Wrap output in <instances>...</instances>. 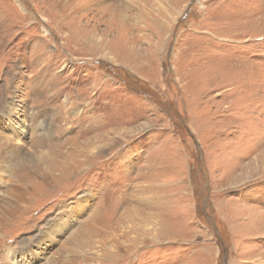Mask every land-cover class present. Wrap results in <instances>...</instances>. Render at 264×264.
Returning a JSON list of instances; mask_svg holds the SVG:
<instances>
[{
  "label": "rangeland",
  "instance_id": "1",
  "mask_svg": "<svg viewBox=\"0 0 264 264\" xmlns=\"http://www.w3.org/2000/svg\"><path fill=\"white\" fill-rule=\"evenodd\" d=\"M4 212L0 264H264V0H0Z\"/></svg>",
  "mask_w": 264,
  "mask_h": 264
},
{
  "label": "bare ground",
  "instance_id": "2",
  "mask_svg": "<svg viewBox=\"0 0 264 264\" xmlns=\"http://www.w3.org/2000/svg\"><path fill=\"white\" fill-rule=\"evenodd\" d=\"M5 115V114H4ZM45 136V135H44ZM41 138V137H40ZM43 138V137H42ZM41 138V139H42ZM41 141V140H40ZM12 202V201H11ZM16 204H14L13 202L9 205V207L7 208L8 210H7V212H12L13 211V207L15 206ZM14 210H15V208H14ZM15 211H17V210H15ZM3 212V211H2ZM7 212H4V213H2V215H1V220L3 221V220H6V215H7ZM1 222V221H0ZM3 225V224H2ZM75 242V241H74Z\"/></svg>",
  "mask_w": 264,
  "mask_h": 264
}]
</instances>
